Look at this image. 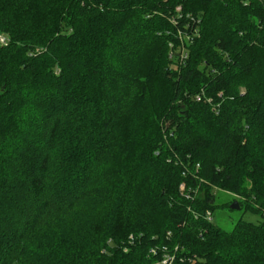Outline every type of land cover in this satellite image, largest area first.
<instances>
[{
  "label": "trees",
  "instance_id": "16d2710c",
  "mask_svg": "<svg viewBox=\"0 0 264 264\" xmlns=\"http://www.w3.org/2000/svg\"><path fill=\"white\" fill-rule=\"evenodd\" d=\"M0 35V264H264V0H0Z\"/></svg>",
  "mask_w": 264,
  "mask_h": 264
},
{
  "label": "rangeland",
  "instance_id": "374dc122",
  "mask_svg": "<svg viewBox=\"0 0 264 264\" xmlns=\"http://www.w3.org/2000/svg\"><path fill=\"white\" fill-rule=\"evenodd\" d=\"M226 17L222 18L220 23L219 30L223 32H225L227 28L226 25H228V22H226ZM1 38H3V35L2 36L0 35V39ZM0 43L3 44L4 42L0 40ZM232 199L233 197L230 194H227L222 191L216 192L215 204L217 206L212 214V220L215 224L229 231L233 228L234 224L239 220L254 224L261 222L262 216L251 210L248 209L246 210L244 205H242L241 208L232 209L230 207ZM0 213L2 215L4 214L3 211H1Z\"/></svg>",
  "mask_w": 264,
  "mask_h": 264
},
{
  "label": "water",
  "instance_id": "95a60500",
  "mask_svg": "<svg viewBox=\"0 0 264 264\" xmlns=\"http://www.w3.org/2000/svg\"><path fill=\"white\" fill-rule=\"evenodd\" d=\"M230 207L232 209H238L239 208L238 202L237 201L232 202V204L230 205Z\"/></svg>",
  "mask_w": 264,
  "mask_h": 264
},
{
  "label": "built area",
  "instance_id": "2783aa9c",
  "mask_svg": "<svg viewBox=\"0 0 264 264\" xmlns=\"http://www.w3.org/2000/svg\"><path fill=\"white\" fill-rule=\"evenodd\" d=\"M0 40H1L2 42H4V39H3V38H1ZM208 215H209V213H208ZM151 251L154 252L153 250H151ZM162 262H163L164 264L167 263V262L170 263V262H171V259H170V258H166V259H164Z\"/></svg>",
  "mask_w": 264,
  "mask_h": 264
}]
</instances>
